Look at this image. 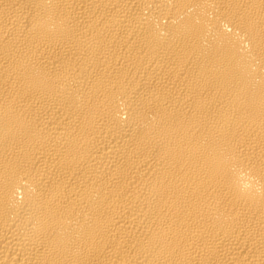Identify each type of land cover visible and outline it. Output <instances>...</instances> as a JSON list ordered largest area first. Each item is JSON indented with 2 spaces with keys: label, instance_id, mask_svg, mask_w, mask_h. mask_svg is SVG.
I'll return each mask as SVG.
<instances>
[{
  "label": "bare ground",
  "instance_id": "6f19581e",
  "mask_svg": "<svg viewBox=\"0 0 264 264\" xmlns=\"http://www.w3.org/2000/svg\"><path fill=\"white\" fill-rule=\"evenodd\" d=\"M0 264H264V0H0Z\"/></svg>",
  "mask_w": 264,
  "mask_h": 264
}]
</instances>
